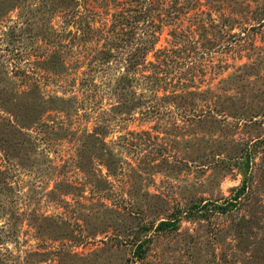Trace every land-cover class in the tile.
<instances>
[{"label": "rangeland", "instance_id": "1", "mask_svg": "<svg viewBox=\"0 0 264 264\" xmlns=\"http://www.w3.org/2000/svg\"><path fill=\"white\" fill-rule=\"evenodd\" d=\"M0 264H264V0H0Z\"/></svg>", "mask_w": 264, "mask_h": 264}]
</instances>
